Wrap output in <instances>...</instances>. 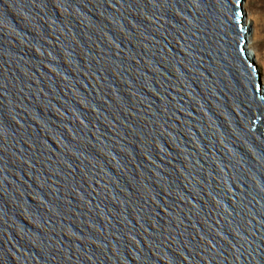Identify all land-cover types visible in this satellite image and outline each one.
<instances>
[{"label": "water", "instance_id": "1", "mask_svg": "<svg viewBox=\"0 0 264 264\" xmlns=\"http://www.w3.org/2000/svg\"><path fill=\"white\" fill-rule=\"evenodd\" d=\"M244 1L0 0V264H264Z\"/></svg>", "mask_w": 264, "mask_h": 264}, {"label": "rangeland", "instance_id": "2", "mask_svg": "<svg viewBox=\"0 0 264 264\" xmlns=\"http://www.w3.org/2000/svg\"><path fill=\"white\" fill-rule=\"evenodd\" d=\"M243 8L246 18L251 15L252 20H249L248 24L251 26L253 33L258 36L253 43V48L258 50L259 57L256 63L262 69V85L264 87V0H245Z\"/></svg>", "mask_w": 264, "mask_h": 264}, {"label": "bare ground", "instance_id": "3", "mask_svg": "<svg viewBox=\"0 0 264 264\" xmlns=\"http://www.w3.org/2000/svg\"><path fill=\"white\" fill-rule=\"evenodd\" d=\"M248 18H246L245 16V26L246 28L248 29V32L246 34V39H247V43H246V49H247V55L249 56L250 59L254 60L256 62L257 58L259 57V54H258V50H256V48H253V43L254 41L257 40V37L256 36V33L254 34L252 29H251V26L248 24V21L249 20H252V17L251 15H248L247 16ZM262 94H264V92H262Z\"/></svg>", "mask_w": 264, "mask_h": 264}]
</instances>
